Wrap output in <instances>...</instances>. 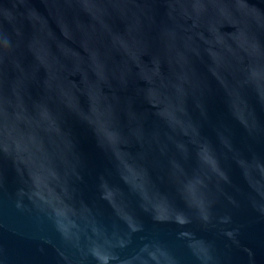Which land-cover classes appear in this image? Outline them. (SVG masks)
I'll return each mask as SVG.
<instances>
[{
    "label": "water",
    "instance_id": "obj_1",
    "mask_svg": "<svg viewBox=\"0 0 264 264\" xmlns=\"http://www.w3.org/2000/svg\"><path fill=\"white\" fill-rule=\"evenodd\" d=\"M0 264H264V0H0Z\"/></svg>",
    "mask_w": 264,
    "mask_h": 264
}]
</instances>
